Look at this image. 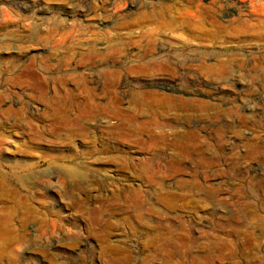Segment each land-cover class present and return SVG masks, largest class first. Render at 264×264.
I'll list each match as a JSON object with an SVG mask.
<instances>
[{
    "label": "rangeland",
    "instance_id": "374dc122",
    "mask_svg": "<svg viewBox=\"0 0 264 264\" xmlns=\"http://www.w3.org/2000/svg\"><path fill=\"white\" fill-rule=\"evenodd\" d=\"M186 1L0 2V264H264V0H225L235 2L232 21L213 33L186 16ZM151 46L149 63L171 87L138 70ZM211 52L234 71L201 76L205 85L197 57ZM86 89L126 113L151 90L212 101L229 112L211 120L194 111L200 134L234 125L245 145L225 133L233 141L219 153L211 132L202 153L182 155L62 119L75 116Z\"/></svg>",
    "mask_w": 264,
    "mask_h": 264
},
{
    "label": "bare ground",
    "instance_id": "6f19581e",
    "mask_svg": "<svg viewBox=\"0 0 264 264\" xmlns=\"http://www.w3.org/2000/svg\"><path fill=\"white\" fill-rule=\"evenodd\" d=\"M0 2H2V0H0ZM186 2H187L186 3L187 9H188V7H190L191 9H194L193 11L188 9L192 13L190 14L188 12L189 14L186 16H188L189 19H192L196 22L197 27L199 28L200 32L213 33V32L223 31L225 28L227 29L225 24L226 23L229 24L232 21L231 16L233 15V13L230 11L229 6L233 1L229 4V2H227L225 0H210V2L206 5L202 3V0H187ZM233 3H235V2H233ZM160 4H161V7L163 9L169 8V6L167 4H165L164 2H161ZM232 5L236 6V4H232ZM232 7H234V6H232ZM132 8H133V6L130 8V10ZM184 8H186V7L184 6ZM169 9H171V8H169ZM183 14H184V12H183ZM221 14H224V15L220 16ZM237 16H239V15H237ZM235 18H233V19H235ZM235 21H233V22H235ZM206 23H209L214 28H206L205 27ZM152 47L153 46H151L145 53L146 58H147L146 63H149V61H152V59L148 60V58H150V56H148V55H151V53H154V47L153 48ZM86 55H87L88 59H90V61H91V59H93L97 54H96V52H94L93 48H88ZM197 58L199 60H202V64H201L202 75H199L200 77L198 76L196 78V82H199L201 84L206 85L209 82L201 76H204V75L209 76V75H214V74L224 75L225 73L226 74H232V72L234 71L233 67L235 64L232 65L229 62L230 59L229 60L225 59L226 57L225 58L221 57V55H217L214 52L206 53V54H203V53L198 54ZM219 58H221V59H219ZM217 59H219V60H217ZM236 59H238V58H236ZM158 63H159L158 61H154L153 63H149L148 65H144V64L139 65L138 70L149 73L151 75L149 77V80L151 82H153L155 84H165V85H167V87H169L171 85L170 84L171 80L167 75H163L164 73L160 74L159 69H157ZM150 65H151V67H150ZM32 67H34V62H31V64L29 65V68L32 69ZM152 67H154L155 69H152ZM25 72L30 74V72H28V71H25ZM32 73H33V76L35 78H39V75L37 73H35V71H32ZM105 73L109 78H112L115 74L117 75V70H115L111 67H108L107 69H105ZM223 82H225V81H221V84ZM217 84L219 86L215 87V88L221 90V84L220 83H217ZM211 86H210V88H211ZM86 90H88L87 94L85 95V98L81 102V104H79L80 106L78 107V109L75 111V113H74L75 116L73 118H71V117L67 116V114L65 112H62L63 115H60L61 118L66 120V121L74 122L76 124H83L85 126L86 125H96L98 127H103L105 129H107L108 134L111 136V138L115 137L118 140H120L121 142H128V143H132V144H137L138 146H140L142 148H150L152 146H156L157 148L164 149L166 147L174 146L175 150L179 149L178 153H181L182 155H186L187 153H189L191 151L202 153L201 152L202 149L208 148L207 147L208 145L206 144L207 146H205L204 144L206 141H208V137H211L209 135L211 132H212V134L216 135V138L218 139V141L215 140V145L217 146L219 153L222 152L223 144L225 141L226 142L230 141L231 143L233 141L232 136H229L228 139H226V137L224 136L225 133H229V135H235L237 138L241 139L242 143L245 141V139H242L243 134L241 132V129L237 126H234V125H227V124L223 125V126L219 125L220 127L216 126L217 128H215V129H213L214 127H212V129H211L212 131H210V133H208L209 130H207L208 132H206L207 133L206 136H203L200 134V129L203 128L204 125L201 126L200 124L193 123V121H196V120H194L195 119V115H193L194 111L199 112V115L197 117L208 118V119L209 118L215 119L216 117H219V115H221V114H223V115L225 114V116H226V113L229 112L228 107L227 108L226 107L218 108L217 106H215V104H212V101L210 102L209 100L205 101L204 99L197 98L195 96L186 97V96H183L182 94L181 95L176 94L172 91H169V92L168 91H163V92L157 91L156 92V91L151 90V91H146V92H140L138 95L143 100L142 102H140L143 105V107L137 106V107H135L134 111H132L131 113H126L124 111V109L116 103L117 100H112L110 102L103 103V102L98 101L99 94L95 93L94 90L93 91L89 90V89H86ZM170 90H172V89H170ZM115 97L117 98V96H115ZM146 97L148 98V100H146ZM215 103H217V102H215ZM221 104H218V105L221 106ZM224 106H225V104H224ZM229 107H231V106H229ZM144 114H147L148 117L146 119H140L141 115H144ZM185 124H187L189 126L187 128H183L182 125H185ZM132 126H136L138 129H136V128H135L136 130L131 129ZM201 133L204 134L203 132H201ZM141 134H142V136H143V134H147L149 139H147V140L143 139L141 137ZM233 144H234V142H233ZM209 146H211V145H209ZM237 146H238V144H237ZM237 146L235 148H237ZM168 149H171V148H168ZM210 152H211V154L214 153L212 151H210ZM172 155L175 156V153ZM213 156H215V154ZM213 156H211V157H213ZM124 157H125V155H124ZM131 157L130 156L128 157V155L125 157V159L122 157L123 160H121V161L123 164H121V165L123 167H126L129 164L130 167L133 168L135 166V164H134L135 161L132 160ZM232 157H233V155H232ZM168 158H169V156H168ZM186 158L188 159V157H186ZM227 158H229V157H227ZM146 159H148V158H146ZM146 159H145V163H147ZM170 159H171V157H170ZM170 159H168V160H170ZM175 159H176V156H175ZM178 159H181V158L178 157ZM201 159H202V157H201ZM174 160H171V161H174ZM152 161L153 160H151V162ZM160 162L162 163V161H160ZM212 162H214V161H212ZM181 164H183V163H181ZM200 164H202V162H200ZM147 166H149V165H147ZM164 166H163V169H165L166 171H170V172L173 171L174 173L175 172L179 173V171L182 170L180 165H179L180 167H175V166L174 167H171V166H169V167L165 166L164 167ZM201 166L202 165H200V168H201ZM234 166H232V167H234ZM219 168H218V170H219ZM223 168H222V170H223ZM136 169H138V167ZM186 169H188V168H186ZM186 169H184V170H186ZM159 170H161V169H159ZM129 171H131V170H129ZM157 172L158 171H156V173ZM170 172H167V173H170ZM173 172H172V174H173ZM182 172H183V170H182ZM160 173H161V171H160ZM207 173L205 175H207ZM215 175H217V174H215ZM138 190H136V192ZM141 192L142 191H139V193H141ZM137 196H139V195H137ZM173 202H174V200H173ZM10 225H12V224H10ZM14 228H15V226L13 228L10 227L9 232H12L15 235ZM19 228H20V233H21V231H23L24 227L21 224V225H19L18 229ZM16 236L19 237V235H16ZM23 236L21 235V237H23Z\"/></svg>",
    "mask_w": 264,
    "mask_h": 264
}]
</instances>
